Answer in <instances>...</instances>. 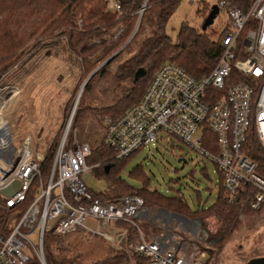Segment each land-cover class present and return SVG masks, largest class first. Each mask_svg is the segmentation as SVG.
Segmentation results:
<instances>
[{
	"label": "built area",
	"instance_id": "built-area-1",
	"mask_svg": "<svg viewBox=\"0 0 264 264\" xmlns=\"http://www.w3.org/2000/svg\"><path fill=\"white\" fill-rule=\"evenodd\" d=\"M216 4L227 9L229 24L220 33L222 50L211 70L195 77L174 61L160 62L141 98L121 114L105 118L103 140L118 159L165 136L189 145L222 173L226 201L238 203L241 215L245 208L257 210L264 204V175L244 150L249 130L264 150V0H253L246 10L229 0H216ZM107 7L120 6L117 0H109ZM234 72L237 78L232 77ZM210 87L224 91L215 96ZM9 91L10 86L0 92V102L5 98L0 106V199L7 209H19L0 231V264H29L35 256L47 264L45 231L63 235L77 227L110 239L116 246L129 239L128 247L138 257L136 264H215L206 248L166 223L159 231H143L137 220L145 219L153 226L158 215L162 219L173 215L161 208L157 216L152 215L139 194L96 196L83 176L90 166L100 163L87 162L92 151L88 141L74 137L67 143L69 124L43 178L40 162L44 154H33L31 137L24 136L19 145L12 142L3 110L15 94ZM204 140L211 148L202 144ZM5 187L12 188L9 195L1 192ZM176 219L183 226L195 223ZM120 221H127L135 235L130 237Z\"/></svg>",
	"mask_w": 264,
	"mask_h": 264
},
{
	"label": "rangeland",
	"instance_id": "rangeland-1",
	"mask_svg": "<svg viewBox=\"0 0 264 264\" xmlns=\"http://www.w3.org/2000/svg\"><path fill=\"white\" fill-rule=\"evenodd\" d=\"M213 5H217L216 0H180L167 20V33L175 40L181 23L187 22L199 30L204 28L210 37L220 39V33L229 24V16L225 7H218L212 21L204 27ZM141 12L140 8L125 42L112 53H116L133 36ZM77 22L81 25L80 17ZM121 29L115 30V36ZM150 33L151 27L142 24L129 45L109 60L104 72L93 75L87 86H84L86 77L103 60L86 73L69 51L63 34L41 41L32 37L16 55L10 57L6 70L0 73V92L10 86L11 95L15 93L3 108L14 145H19L21 139L29 135L33 154L36 157L38 153L45 154L49 145L56 148L68 124L67 143L74 137L92 145L102 140L105 118L111 115L100 113L95 107L113 103L121 95L123 87L130 86L131 78L117 79L119 66L136 53L142 40ZM45 36L49 37L48 34ZM46 39L54 42L43 46L48 41ZM78 106L89 110L82 111L76 118L74 113ZM135 164H141L148 173L150 188L167 195L179 190L191 208H198L201 204L207 206L216 199L218 174L213 162L173 137H163L158 143L139 147L120 170L127 183L140 188L144 185L142 179L130 173ZM83 179L95 192L104 191L106 187L104 177L98 176L93 166L87 169ZM146 206L152 215L157 216L158 206ZM241 212L240 215V210H236L230 223L214 212L206 213L200 219L187 216L195 219V223L185 226L172 216L162 219L158 215L155 217L158 222L153 226L143 221L145 219L136 222L146 233L159 231L165 223L172 226L179 235L206 248L215 264H248L251 257L264 255V205L257 210L243 209ZM108 231L112 233L110 226ZM131 232L134 236L135 231ZM128 242L129 239L122 241V246H116L110 239L77 227L63 235L45 231L43 249L51 254L53 260L59 259L61 252L66 253L68 259L73 260L71 264H136L138 257L129 249Z\"/></svg>",
	"mask_w": 264,
	"mask_h": 264
},
{
	"label": "trees",
	"instance_id": "trees-1",
	"mask_svg": "<svg viewBox=\"0 0 264 264\" xmlns=\"http://www.w3.org/2000/svg\"><path fill=\"white\" fill-rule=\"evenodd\" d=\"M107 1L0 0V73L6 70L10 57L16 55L18 49L32 37L36 41H41L57 34L65 36L69 51L82 65L83 71L88 73L125 42L135 25L139 14L138 10L143 8L133 36L113 55L115 56L120 50L129 45L142 24L145 23L151 27V33L142 40L136 53L126 58L119 66L117 79L124 81L127 78H131L130 86L125 89L123 87L121 95L113 103L95 107L100 113H109L111 116H117L141 98L160 62L165 60L174 61L195 77H200L211 70L221 54L220 39L210 37L205 29L199 30L187 22H182L175 40L167 33V20L180 0H118L120 7L114 10L107 7ZM229 1L240 9L246 10L253 0ZM206 7L207 5L204 4V8ZM78 17L81 19V25L77 22ZM116 29H121L117 36H115ZM46 34L49 37H43ZM46 40L48 41L43 46L54 42L53 39ZM45 52L49 53L48 50ZM109 60L89 77L84 86H87L92 81L93 75L104 72ZM139 66H144L146 71L143 76L134 81L133 74ZM232 77L237 78L238 74L234 72ZM228 81L227 79L226 83ZM209 90L214 91L212 87ZM223 91L224 89L217 90V92L214 91L216 93L215 96L220 95ZM213 99L208 98V100ZM86 110H89L88 107L81 108L78 106L74 113L75 117L78 118L80 113ZM206 141L204 140L202 144L211 148V143ZM52 145H49L40 162V171L43 178L47 177L52 164L55 150ZM91 149L87 162L100 163L94 169L98 176L104 177L106 187L104 191L100 192H95L89 188L100 198H108L120 194H139L143 197L146 205L165 207L179 214L199 219L206 213L214 212L227 223L234 219L236 210L240 208L238 203L231 204L226 201L222 184V173L218 170L215 201L207 206L201 204L198 208H191L179 190L173 195H167L155 188H150L148 186L149 175L141 164H135L130 173L142 179L144 185L140 188H135L127 183L121 177L120 170L134 152L123 158H115L113 148L108 146L103 139L95 145L91 144ZM244 150L256 162V170L261 175H264V150L260 148L250 130L244 143ZM106 165H108V170H105ZM36 180L37 178L33 182L27 199L32 195L31 192ZM200 199L198 198V200ZM17 209L19 207L7 209L2 199H0V231L6 229L10 220L18 211ZM245 210L253 211L249 208H245ZM120 223L129 229L131 236V231L134 230L129 223L127 221H120ZM44 253L47 264H71L73 262V260L68 259L66 253L62 254L61 252L60 258L56 260H53L51 254L47 251ZM29 264L41 263L35 256L30 259Z\"/></svg>",
	"mask_w": 264,
	"mask_h": 264
},
{
	"label": "water",
	"instance_id": "water-1",
	"mask_svg": "<svg viewBox=\"0 0 264 264\" xmlns=\"http://www.w3.org/2000/svg\"><path fill=\"white\" fill-rule=\"evenodd\" d=\"M143 8H141V11H142ZM218 10V5H213L210 12L208 13L207 17L205 18V21H204V27L210 23L216 13V11ZM204 29V28H203ZM115 53H112L110 56H108L107 58H105L95 69L92 70V72L89 73V75L86 77L84 83L89 79V77L102 65L104 64L105 62H107ZM145 67L144 66H139L136 68V70L134 71V74H133V80L135 81L136 79H138L139 77L143 76L145 74ZM78 96V95H77ZM78 98V97H77ZM76 102H77V99H76ZM76 105V104H75ZM74 105V107H75ZM74 107L72 108L71 110V113H70V117H72L73 115V112H74ZM69 117V118H70ZM105 170H108V165L105 166ZM18 183V181L16 180L15 184ZM1 192L5 195H9L11 192H12V188L10 187H5L1 190ZM161 209L169 212L171 215H174L176 217H179V218H182V219H190L189 217L183 215V214H179L177 212H174V211H171L165 207H160ZM192 220V219H191ZM195 220V219H193ZM264 261V255H256V256H253L251 257L249 260H248V264H261L262 262Z\"/></svg>",
	"mask_w": 264,
	"mask_h": 264
},
{
	"label": "bare ground",
	"instance_id": "bare-ground-1",
	"mask_svg": "<svg viewBox=\"0 0 264 264\" xmlns=\"http://www.w3.org/2000/svg\"><path fill=\"white\" fill-rule=\"evenodd\" d=\"M9 94L11 95L10 91H9ZM5 98L4 99H1V102H4ZM0 102V106L2 105V103ZM172 217H176V216H172ZM177 218V217H176Z\"/></svg>",
	"mask_w": 264,
	"mask_h": 264
},
{
	"label": "crops",
	"instance_id": "crops-1",
	"mask_svg": "<svg viewBox=\"0 0 264 264\" xmlns=\"http://www.w3.org/2000/svg\"><path fill=\"white\" fill-rule=\"evenodd\" d=\"M166 137V136H165ZM217 171V170H216ZM158 208H160V207H158Z\"/></svg>",
	"mask_w": 264,
	"mask_h": 264
}]
</instances>
